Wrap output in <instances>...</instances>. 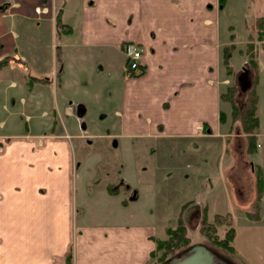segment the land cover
Returning <instances> with one entry per match:
<instances>
[{
    "label": "crops",
    "instance_id": "crops-1",
    "mask_svg": "<svg viewBox=\"0 0 264 264\" xmlns=\"http://www.w3.org/2000/svg\"><path fill=\"white\" fill-rule=\"evenodd\" d=\"M221 10L220 0H0V110L8 114L0 117V264H152L157 241L167 239L169 228L165 239L159 237L151 207L134 210L138 196L130 200V183L114 187L77 177L66 124L76 109L62 91L68 80L61 74V57L69 56L66 63L72 52L82 61L79 49L95 47H117L124 56L127 42L143 53L142 74L123 78L122 111L116 114L123 118L124 133L199 139L190 168L198 176L203 171L201 177L208 167L221 168L225 193L209 206L191 201V211L230 215L243 233L262 236L264 194L255 219L251 214L255 171L264 175V131L256 133L248 153L245 135L233 132L232 119L223 130L221 111L226 103L221 94L242 72L231 65V73L225 70V49L233 45L229 56L246 58L254 32L241 47L231 34L220 36ZM257 64L260 123L261 47ZM161 151L170 157L185 152L174 145ZM217 155L225 162L221 167ZM246 238L249 243L253 236Z\"/></svg>",
    "mask_w": 264,
    "mask_h": 264
},
{
    "label": "rangeland",
    "instance_id": "rangeland-1",
    "mask_svg": "<svg viewBox=\"0 0 264 264\" xmlns=\"http://www.w3.org/2000/svg\"><path fill=\"white\" fill-rule=\"evenodd\" d=\"M261 17H264V0H224L218 21V32L220 36L231 34L233 43L241 47L252 31L251 26ZM229 27L231 29L228 30ZM256 36L254 33L253 40ZM258 46L260 48V45ZM79 52L84 55L85 59L82 61L72 52L66 63L65 60L69 56H63L65 59L61 57L63 63L61 74L65 80L66 78L68 80V83L62 87V91L67 96L66 103H70L68 105L74 109L79 105L85 108L83 117H74L66 122L68 133L73 136L78 166L77 177L95 179L99 185L112 183L114 187L121 186L123 180L130 183L132 187L130 193L134 192L138 196L134 210L146 211L150 207L153 209L155 220L161 226L159 237L162 239L166 238V229L176 226L178 215L183 210L181 206L189 203L182 217L190 246L202 244L232 264H264V233L262 236L254 231L243 233L240 225H234L230 215L208 217L202 209L191 211L193 210L191 201L202 202L209 206L212 205L213 200L221 199L225 193L223 183L226 176L221 168L208 167L203 177H201L203 171L198 176L190 168L195 166L190 160L191 155L198 154V148H201L199 139H167L124 133L123 118L116 112L122 111V92L125 87L123 78L130 73L125 65V57L117 47L115 51L111 48L95 47L79 49ZM62 53L64 55L65 52ZM246 59L233 52L229 63L239 71ZM260 74L262 111L257 133L261 134V131H264V71ZM249 78L253 82V74H249ZM229 79H233V76H229ZM231 85L235 86L233 93L235 109L238 113L242 112L246 91H240L236 82ZM9 92L11 93V90ZM49 94L52 95V92ZM230 106L226 103L221 104V111L225 115L224 131H228L231 127ZM8 108L10 110L11 106L8 105ZM7 116V112L0 110L2 119ZM232 124H234V133L244 135L239 121H233ZM58 127H60L59 122ZM218 141V139L214 140L215 147ZM201 144L205 143L201 142ZM167 145L181 146L185 152L171 154L170 157L161 151V148ZM218 145L220 150L222 145ZM222 159L217 155V161L221 163L220 167L225 163ZM256 177L255 174V197H257ZM251 187L253 189L252 184ZM203 188L208 190V193L202 190ZM256 208L255 198L252 218L255 217ZM230 230H233L234 236L225 246L232 247L234 253L217 243L224 240ZM248 234L253 236L249 243L246 238ZM159 257L161 252L157 253L154 262Z\"/></svg>",
    "mask_w": 264,
    "mask_h": 264
},
{
    "label": "trees",
    "instance_id": "trees-1",
    "mask_svg": "<svg viewBox=\"0 0 264 264\" xmlns=\"http://www.w3.org/2000/svg\"><path fill=\"white\" fill-rule=\"evenodd\" d=\"M223 1L220 0V8L223 6ZM60 13L56 17L57 24L60 26ZM252 32H254L257 36L253 40L251 38L246 44L244 53L246 55L247 61L245 64L246 72L249 74H253V82L251 81V87L246 91L244 100H243V109L242 112L237 111L235 109V104L233 103V93L235 92V86L230 85L225 93L221 94V100L229 103L232 107V122L239 121L242 125V132L246 136L247 140V148L248 153H251L255 148V135L257 133V129L259 126V120L257 116V108H258V95L256 92V85L259 79L258 75V64H257V56L259 46L264 49V17L258 18L254 25L251 26ZM233 38V36H231ZM234 49V46H228L224 52V60L223 66L228 73H231V66L229 63V51ZM129 71V70H128ZM131 75H134L133 71H129ZM142 74L139 73L138 75ZM238 86V85H237ZM234 109V113H233ZM257 178V197L256 203L259 204L260 200L264 194V175L260 170L255 171ZM188 205V204H187ZM182 207V211L177 219L176 226L174 228H169L167 230V239L162 241H157L156 251L153 253V259H156L157 253L161 252V257L157 258V261H153L152 264H163L168 261L172 257L176 256L178 252L186 250L189 248V240L186 236V230L183 222L182 214L186 208V206ZM258 207V206H257ZM255 219V217H254ZM204 222V220H203ZM234 233L233 230L227 232L224 240L217 241V243L222 244L225 249L228 248L229 251L234 253V249L229 246H225V244L230 243L233 239Z\"/></svg>",
    "mask_w": 264,
    "mask_h": 264
},
{
    "label": "water",
    "instance_id": "water-1",
    "mask_svg": "<svg viewBox=\"0 0 264 264\" xmlns=\"http://www.w3.org/2000/svg\"><path fill=\"white\" fill-rule=\"evenodd\" d=\"M4 9V8H2ZM237 84L240 91H247L251 87V81L245 68H242V72L237 77ZM77 118H81L85 114V108L82 105L77 106L75 110ZM136 194L133 193L130 200L133 201ZM163 264H219L212 251L202 244H194L189 246L184 251H181L176 256L172 257Z\"/></svg>",
    "mask_w": 264,
    "mask_h": 264
},
{
    "label": "built area",
    "instance_id": "built-area-1",
    "mask_svg": "<svg viewBox=\"0 0 264 264\" xmlns=\"http://www.w3.org/2000/svg\"><path fill=\"white\" fill-rule=\"evenodd\" d=\"M122 52L125 56V65L127 70L141 73L142 48L133 43L127 42L123 44Z\"/></svg>",
    "mask_w": 264,
    "mask_h": 264
},
{
    "label": "flooded vegetation",
    "instance_id": "flooded-vegetation-1",
    "mask_svg": "<svg viewBox=\"0 0 264 264\" xmlns=\"http://www.w3.org/2000/svg\"><path fill=\"white\" fill-rule=\"evenodd\" d=\"M134 193V192H133ZM133 195V194H132ZM212 254L214 255L216 261L219 263V264H232L230 263L228 260H226L225 258L223 257H220L218 254H216L215 252L212 251Z\"/></svg>",
    "mask_w": 264,
    "mask_h": 264
}]
</instances>
